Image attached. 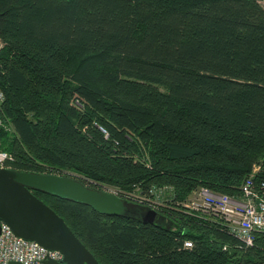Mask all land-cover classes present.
<instances>
[{
	"label": "trees",
	"instance_id": "trees-1",
	"mask_svg": "<svg viewBox=\"0 0 264 264\" xmlns=\"http://www.w3.org/2000/svg\"><path fill=\"white\" fill-rule=\"evenodd\" d=\"M0 90L11 169L172 187L153 223L134 200L109 216L32 191L100 264H264V232L244 247L176 203L199 186L235 196L254 167L264 179L258 0H0Z\"/></svg>",
	"mask_w": 264,
	"mask_h": 264
},
{
	"label": "water",
	"instance_id": "water-1",
	"mask_svg": "<svg viewBox=\"0 0 264 264\" xmlns=\"http://www.w3.org/2000/svg\"><path fill=\"white\" fill-rule=\"evenodd\" d=\"M33 190L87 204L109 216L128 212L124 199L106 189L88 186L73 176L0 168V222L7 224L18 237L59 250L65 264H100L65 221ZM157 215L156 210L148 208L140 219L153 223Z\"/></svg>",
	"mask_w": 264,
	"mask_h": 264
},
{
	"label": "built area",
	"instance_id": "built-area-1",
	"mask_svg": "<svg viewBox=\"0 0 264 264\" xmlns=\"http://www.w3.org/2000/svg\"><path fill=\"white\" fill-rule=\"evenodd\" d=\"M4 96L0 90V103ZM102 132L105 130L99 127ZM12 155L0 150V168H10L7 163ZM257 167L244 178L237 195L216 193L205 186L195 188L189 197L177 203L179 209L197 216H213L234 235L242 246H251L255 234L264 232V179L258 182L254 178ZM123 199L143 203L157 210L166 206L172 199V188L167 185L150 186L145 190L138 187L132 192L114 191ZM190 240L184 241V247H191ZM0 264H65L63 254L57 249H48L35 241L16 236L12 229L0 222Z\"/></svg>",
	"mask_w": 264,
	"mask_h": 264
},
{
	"label": "rangeland",
	"instance_id": "rangeland-1",
	"mask_svg": "<svg viewBox=\"0 0 264 264\" xmlns=\"http://www.w3.org/2000/svg\"><path fill=\"white\" fill-rule=\"evenodd\" d=\"M259 1V3L262 5V7L264 8V0H258ZM56 174H58V173H56ZM63 174H65V175H69V176H73V177H78L76 174H74V173H71V172H64ZM83 182V181H82ZM84 184H86V185H88V186H90L89 185V182H87V181H85V182H83ZM169 186V185H168ZM92 187V186H91ZM98 187V186H97ZM97 187H95V188H97ZM171 187V186H170ZM172 188V187H171ZM99 189H106V190H108V191H110V192H113L114 193V191L116 190V189H114V188H108V187H100ZM188 198V197H187ZM186 198V199H187ZM185 199V200H186ZM176 203H178V202H176ZM146 206V205H145ZM147 207V206H146ZM147 209H148V207H147Z\"/></svg>",
	"mask_w": 264,
	"mask_h": 264
}]
</instances>
